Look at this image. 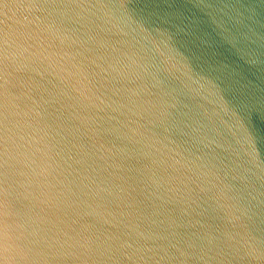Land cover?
Segmentation results:
<instances>
[{
    "label": "water",
    "instance_id": "1",
    "mask_svg": "<svg viewBox=\"0 0 264 264\" xmlns=\"http://www.w3.org/2000/svg\"><path fill=\"white\" fill-rule=\"evenodd\" d=\"M0 264H264V0H0Z\"/></svg>",
    "mask_w": 264,
    "mask_h": 264
}]
</instances>
